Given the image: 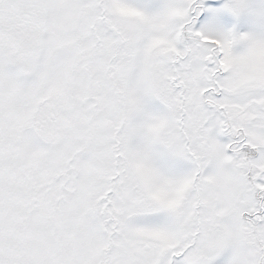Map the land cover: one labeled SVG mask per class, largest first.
Wrapping results in <instances>:
<instances>
[{
	"label": "snow or ice",
	"instance_id": "obj_1",
	"mask_svg": "<svg viewBox=\"0 0 264 264\" xmlns=\"http://www.w3.org/2000/svg\"><path fill=\"white\" fill-rule=\"evenodd\" d=\"M0 264H264V0H0Z\"/></svg>",
	"mask_w": 264,
	"mask_h": 264
}]
</instances>
